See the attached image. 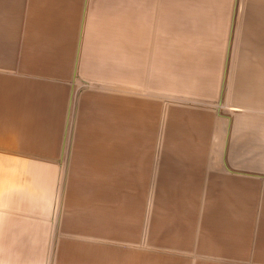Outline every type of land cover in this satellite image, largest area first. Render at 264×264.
Listing matches in <instances>:
<instances>
[{
	"label": "crops",
	"instance_id": "crops-1",
	"mask_svg": "<svg viewBox=\"0 0 264 264\" xmlns=\"http://www.w3.org/2000/svg\"><path fill=\"white\" fill-rule=\"evenodd\" d=\"M117 5L0 0V152L71 151L56 253L4 236L0 264H264V173L215 146L213 108L133 90Z\"/></svg>",
	"mask_w": 264,
	"mask_h": 264
},
{
	"label": "rangeland",
	"instance_id": "rangeland-1",
	"mask_svg": "<svg viewBox=\"0 0 264 264\" xmlns=\"http://www.w3.org/2000/svg\"><path fill=\"white\" fill-rule=\"evenodd\" d=\"M234 1L117 0L119 26L133 44V90L213 108L215 146L219 151L225 141L226 147L238 146L225 153L238 152L247 169L264 173V0H237L219 98ZM76 105L73 97L66 142L75 140ZM70 152L65 149L55 160L0 152V225L10 218L17 222L16 230L0 229V237L21 238L48 260L60 235Z\"/></svg>",
	"mask_w": 264,
	"mask_h": 264
},
{
	"label": "water",
	"instance_id": "water-1",
	"mask_svg": "<svg viewBox=\"0 0 264 264\" xmlns=\"http://www.w3.org/2000/svg\"><path fill=\"white\" fill-rule=\"evenodd\" d=\"M236 7H237V0L234 1L233 12H232V16H231V25H230V29H229L226 54H225V61H224V68H223V77L221 80V89H220V96H219L220 99H221L222 94H223V87L225 84V76H226L228 62H229L231 40H232V34H233V23H234L235 15H236Z\"/></svg>",
	"mask_w": 264,
	"mask_h": 264
}]
</instances>
